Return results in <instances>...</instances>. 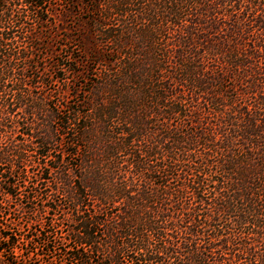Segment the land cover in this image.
Instances as JSON below:
<instances>
[{
	"label": "trees",
	"instance_id": "1",
	"mask_svg": "<svg viewBox=\"0 0 264 264\" xmlns=\"http://www.w3.org/2000/svg\"><path fill=\"white\" fill-rule=\"evenodd\" d=\"M66 3L0 0V264H264V0Z\"/></svg>",
	"mask_w": 264,
	"mask_h": 264
},
{
	"label": "rangeland",
	"instance_id": "2",
	"mask_svg": "<svg viewBox=\"0 0 264 264\" xmlns=\"http://www.w3.org/2000/svg\"><path fill=\"white\" fill-rule=\"evenodd\" d=\"M52 1V4H53V8H54V11H55V13H56V16L54 17L55 18V23H60V25L62 26V25H64V26H66V27H70V26H72V22L71 21H68V20H62L61 19V13H62V11H63V9H64V7H65V5L67 4L66 3V1L67 0H51ZM68 19H70L69 18V16L67 17ZM52 30L53 31H57V32H59V34H66V32H65V30L64 29H61V28H58V27H56V25H55V27H52ZM61 38H63V37H60V36H56L55 37V48L56 49H58V50H60V47H61V44H60V42H62V41H64V40H62ZM58 83H56V85H57Z\"/></svg>",
	"mask_w": 264,
	"mask_h": 264
}]
</instances>
